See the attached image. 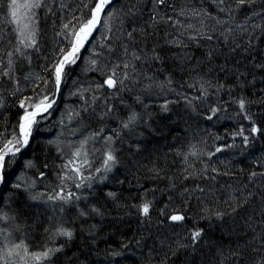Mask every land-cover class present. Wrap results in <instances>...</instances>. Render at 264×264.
<instances>
[{"label":"trees","instance_id":"16d2710c","mask_svg":"<svg viewBox=\"0 0 264 264\" xmlns=\"http://www.w3.org/2000/svg\"><path fill=\"white\" fill-rule=\"evenodd\" d=\"M4 2L0 0V147L19 137L26 110L56 97L55 69L74 42L71 30L76 21L91 17L97 0L42 2L39 13L45 12L34 16L33 47L19 44ZM110 7L119 10L120 20L113 23L119 32L109 61L108 51L98 53L93 47L90 53L81 51L74 64L67 63L51 114L37 118L26 150L5 159L0 216L7 214V220L0 219V264L13 262L9 252L26 248L39 253L37 241L48 242L42 252L62 249L37 264H262L264 67L258 65H264V0L240 8L233 0L231 12H221L228 4L218 5V0H169L167 6L155 7L152 0H114ZM154 14L165 20L172 16L183 27L173 21L152 27ZM198 29L213 39L190 40ZM177 40L187 47L169 43ZM154 46L160 61L151 58ZM133 52L141 59L134 60ZM126 60L135 73L131 66L119 68L121 74L116 69L118 79L124 71L131 78L109 88L103 81L113 65ZM133 112L137 122L124 129ZM78 149L81 155L75 157ZM107 150L117 162L106 172ZM96 152L94 162L89 154ZM85 159L88 163L82 164ZM71 166L80 167L83 179ZM63 177L69 186L61 183ZM76 183L83 185L78 191ZM62 189L63 195L80 196L79 205L74 198L68 203L48 200ZM146 202L147 216L141 210ZM217 212L225 216L217 219ZM174 214L185 219L173 222ZM61 227L73 232L71 239L55 234ZM197 229L203 235L193 249L191 233Z\"/></svg>","mask_w":264,"mask_h":264},{"label":"snow or ice","instance_id":"6c2138e0","mask_svg":"<svg viewBox=\"0 0 264 264\" xmlns=\"http://www.w3.org/2000/svg\"><path fill=\"white\" fill-rule=\"evenodd\" d=\"M111 2V0H98V2L95 4L94 8L92 9V13H91V18L87 19L85 23L82 24V26L79 28V30L74 34V42H72L71 44V50L68 51L63 59L60 61L59 65L56 67L55 69V82L57 87H59V84L61 83V79H62V73H63V67L64 64L67 63H75L76 62V54L80 51L81 48L84 47V44L89 40V38L92 36L93 31H95L97 29V26L100 24V16L101 13L104 12V9L106 7V5H108ZM153 2V6H167L169 4V0H152ZM233 2V0H218V5H224V4H228V7H220V11L221 12H231L232 11V7H231V3ZM234 3L236 4L237 8L243 7L245 5L247 6H251L253 4L256 3V0H234ZM41 7L40 4V0H24V3H18V0H12L11 3V16L17 20V22H19L18 19V11L20 9L24 10V15L28 16L29 13L31 12L32 9L35 8H39ZM254 15H260L261 13L259 12H254ZM180 15H184L183 10L181 11ZM192 15H198V13L193 12ZM205 15H209L208 13H205ZM211 18V17H210ZM164 22V23H168L169 21H173V17L172 16H168L167 19L165 20L163 17H159L157 18V14H154L151 17V25L152 27H155L157 24H159L160 22ZM217 24H223L226 23V21H221V20H216ZM173 26H180L183 27V25L181 24V22L179 20L173 21ZM65 28L68 27V25L64 26ZM188 28H195L194 25L192 24H188L187 25ZM24 28H28V25L25 24ZM201 28H203V21L201 20ZM136 29L133 28L132 32H135ZM214 31V30H213ZM230 31V30H229ZM132 32H129L128 35L129 37L132 36ZM223 34V33H222ZM21 35H24L23 30H21ZM184 33H181V36H183ZM190 40H197V38L199 39H206L208 41H211L213 39V35L211 34H207L205 32H203L202 30H196V35H190L188 37ZM25 40L27 41V43H25ZM22 44H25V47H33L36 43L35 41V32L31 31L28 33V35L25 37V39H22L20 41ZM169 43H174L177 46H182V47H187L186 44H183L182 41L177 40V41H171ZM17 51H19V49H17ZM153 56L151 57L154 60L160 61L163 59V57L156 51V47L154 46L153 49ZM126 56L128 55V50L127 47H125V53ZM12 54L9 53V56H11ZM132 58L134 60H140L141 56L139 54H137L136 52H133L132 54ZM209 56H211V53L208 54ZM185 59H187V56H184ZM92 64H96L95 60L91 61ZM12 65V61L9 60V67H11ZM132 67L133 73H135V66L131 65V62H124L122 64H116L115 67L112 69V74L109 75L106 80L104 81V84L107 85L109 88H115L118 84L120 86L124 85V81L128 80L131 78L130 74L128 71H124L123 72V79H118V73L116 71V69L119 68H123L125 70L129 69V67ZM258 67H264V65H258ZM3 75L7 76L9 75L8 72H4ZM150 79V78H149ZM170 82V81H169ZM221 87H223V85H221ZM47 98H45L46 100ZM139 99V98H138ZM25 101H21L20 107L21 108H25ZM239 106L241 110L245 109V100L243 98H241L239 100ZM51 107V104H45V101L42 100L40 102V104L35 105V108L37 110H40L42 108L43 111H47L48 108ZM111 109H109L110 111ZM164 110L167 111V105H164ZM217 111V109H212V112L215 113ZM37 112L33 111V112H28L27 110L25 111L24 116L21 118L22 122L20 123L19 127H20V131L22 133V139L20 137L15 138L14 140H8L5 143H3V146L0 147V172H2L4 165H5V158L9 155L15 157L16 153H18L22 147L26 146L28 143V136L30 135L31 132V126L32 124L35 122V116H36ZM138 114L133 112L131 115H129L128 120L126 122L123 123V128L124 129H129L131 125H134L137 120H138ZM212 117L209 116L208 119H211ZM253 132L258 131V129H256L255 127L252 129ZM242 134V133H241ZM108 141L112 140V137H108L107 138ZM245 141H247V137L244 138ZM83 143L81 144V148H83ZM217 151H220V149L218 148ZM81 155V151L80 149H78L75 153L74 156L75 157H79ZM106 159L104 160V170L107 171H111L112 166L117 162L116 156L114 155V152L112 150H109L106 152ZM193 155H195V153H193ZM73 163V161H69V165H71ZM88 161L87 159H85L82 164H87ZM69 165H65L64 167L67 168ZM29 166H31V162H29ZM72 171H74L75 173L81 175V178L83 179L82 173H81V169L80 167H75L72 169ZM97 171H100V169H97ZM213 171H215V169H213ZM43 175V173L41 174ZM257 174L255 172L252 173V177H255ZM69 179H71L72 177H68ZM106 178V177H105ZM0 179H2V175H0ZM213 179H215V177H213ZM61 183L63 184V179L61 180ZM20 185H16V187H19ZM77 188L82 187V183H76L75 185ZM88 187H91V184L88 185ZM200 191H203V189H200ZM63 192V189L61 190V192H57L56 195L52 196H48V200H62L64 201V203H68L70 202V200H72L73 198L75 200H79L80 197L79 196H74V194L72 193H68L67 195H63L61 194ZM107 195L109 197H112L113 199H115L116 194L113 192H109L107 193ZM249 196H251V193H249ZM33 199H36V197H33ZM242 203H247V198H245ZM241 204H238L237 207L242 206ZM149 207L150 204L149 203H144L142 205V213L147 216L149 213ZM92 211L96 212L97 214H101L99 209L93 208ZM233 212L236 211V208L234 207L232 209ZM81 215H85L84 212H81ZM217 219H222L223 216L225 215L222 212H217L215 213ZM0 219L2 220H7V214H4L3 216H0ZM185 219V216L182 214H174L170 216V220L173 222H179V221H183ZM56 235H60V236H64L67 237L68 239H71L73 236V232L65 229L63 227L58 228L56 230ZM203 235V230L202 229H197L194 230L191 233V247L193 249H195L196 244L199 243L201 236ZM16 247H20L19 245H17ZM180 247H186L185 245H180ZM61 248H55V249H48L42 253H36V254H32V258L36 261H41L43 259H50L51 255H53L55 252H59L61 251ZM25 253H27V249L25 248ZM11 255V252H9V256ZM233 255H239L238 252H234ZM2 259V258H0ZM4 264H8V262L5 260ZM262 264H264V262H262Z\"/></svg>","mask_w":264,"mask_h":264},{"label":"rangeland","instance_id":"374dc122","mask_svg":"<svg viewBox=\"0 0 264 264\" xmlns=\"http://www.w3.org/2000/svg\"><path fill=\"white\" fill-rule=\"evenodd\" d=\"M45 1H51V0H40V4H42V2L43 3H45ZM85 1V0H84ZM91 1V0H90ZM114 0H111V2L108 4V5H106V7H105V9H104V12L103 13H101V16H100V24L97 26V29L95 30V31H93V33H92V36L89 38V40L84 44V47L83 48H81L80 49V51L76 54V60H77V58H78V56H79V54L81 53V51H88L89 53H90V50L91 49H93V47H94V49L96 48L97 49V51H98V53H106V51H112L111 50V44L113 45V44H115L116 43V39L118 38L117 37V33L116 32H119L118 30H117V26H114L113 25V23L115 22V21H117L118 19L120 20V14H119V10L117 11H115V10H113V8L112 7H110V5H111V3L113 2ZM97 2H98V0H97ZM96 2V3H97ZM11 3H12V0H6V4H5V2H4V7H6V9L8 10V12H10L9 14H8V20L9 21H11V22H13V27H14V32L16 33V35H17V39H18V42H19V44H22L20 41L22 40V39H25V37L28 35V33L29 32H31V31H35V21H34V16H36V15H38V14H42V13H44V12H42V13H39V11H41L39 8H35V9H32L31 10V12L29 13V15L28 16H25L24 15V10L23 9H20L19 11H18V19H19V22H17V20L16 19H14L12 16H11V11H12V8H11ZM18 3H24V0H18ZM110 7V8H109ZM112 8V9H111ZM113 10V11H112ZM107 12V13H106ZM84 17V16H83ZM115 17V18H114ZM91 18V17H90ZM116 19V20H115ZM84 20H80V22H77L76 21V23H75V28L74 29H72L71 30V32H72V35H73V41H74V39H75V37H74V34L79 30V28L82 26V22H83ZM25 24H27L28 25V28H24V25ZM33 26H34V28H33ZM71 27V25L69 26V28ZM21 30H23V32H24V35L22 36L21 35ZM36 34V33H35ZM115 34V35H114ZM36 39V38H35ZM25 43H27V41L25 40ZM22 45H25V44H22ZM71 50V48L68 50V51H70ZM67 51V52H68ZM66 52V53H67ZM65 53V54H66ZM98 53H96V54H98ZM109 54L110 55H112V52H109L107 55H106V60H108L109 61ZM63 57H64V55L62 56V58H61V60L63 59ZM60 60V61H61ZM60 61H59V63H60ZM127 62H129L128 60H126ZM116 62H118L117 61V59H116ZM58 63V64H59ZM66 64H67V62L65 63V65H64V69H65V66H66ZM115 67V65H113V68ZM64 71V70H63ZM118 71L120 72V74L122 73V69L120 70V69H118ZM63 74V73H62ZM62 79H63V76H62ZM105 80H106V78H105ZM104 80V81H105ZM103 81V82H104ZM62 84V83H61ZM118 86H119V84H118ZM62 87V86H61ZM58 100V99H57ZM57 103V102H56ZM55 106V105H54ZM54 106H53V108H54ZM53 108H50L49 110H47L45 113H43V114H39V115H37L36 116V118H34L35 119V122L32 124V126H31V132H30V135L28 136V143H27V145L26 146H24V147H22L21 148V150L18 152V153H21L22 151H24V150H26V147L31 143V139H32V135H33V128H34V124L36 123V121L38 120L37 118H39L41 115H49V114H51V110L53 109ZM36 109V108H35ZM35 109H33V111H35ZM33 111H31V112H33ZM30 112V113H31ZM131 113V112H130ZM47 119V117L45 118V119H43V120H46ZM20 122H22V120L20 121ZM18 130H19V134H18V136L22 139V133H21V131H20V127L18 128ZM116 136V135H115ZM17 137V136H16ZM117 137V136H116ZM108 151V150H107ZM106 151V152H107ZM106 152H105V154H106ZM18 153H16V154H18ZM98 154H97V152L96 153H91V154H89V156L91 157V159L95 162V159L98 157L97 156ZM9 156H11V155H9ZM9 156H7V157H9ZM7 157L5 158V159H7ZM94 157V158H93ZM104 159H106V155L104 156ZM5 166V165H4ZM76 166H71L70 168H69V170L70 171H72V169L73 168H75ZM96 167V166H95ZM92 168V170H95L96 168ZM4 169V168H3ZM103 171V170H102ZM74 172V171H73ZM3 170H2V172H0V174L2 175V179H0V188H1V186H2V182H3ZM75 173V172H74ZM82 173V172H81ZM63 183L65 184V186H69L70 185V183H68V182H65V177H63ZM67 184V185H66ZM75 189L78 191V189L79 188H76L75 187ZM76 191V192H77ZM62 194V193H61ZM80 197V196H79ZM82 198L80 197V199L79 200H77L76 201V205L78 206L79 205V203L82 201L81 200ZM48 202V201H47ZM223 213V212H222ZM225 214V213H224ZM214 216V215H213ZM225 216V215H224ZM223 216V217H224ZM228 216V215H227ZM215 217H216V215H215ZM38 243V249L36 250V251H39V253L40 252H42V250H44V249H46L49 245H47V241H37ZM49 248V247H48ZM11 253H13V256H11L12 258H10V261H13L11 264H37V263H39L40 261H36L35 262V260L34 259H31V261L28 259V257H27V253H28V255H29V253H31V256H32V251L31 252H29L28 250H27V253H25V250H20V251H18L17 250V252H11ZM15 257H18V258H15ZM18 259V260H17Z\"/></svg>","mask_w":264,"mask_h":264},{"label":"water","instance_id":"95a60500","mask_svg":"<svg viewBox=\"0 0 264 264\" xmlns=\"http://www.w3.org/2000/svg\"><path fill=\"white\" fill-rule=\"evenodd\" d=\"M65 65V64H64ZM63 70H64V67H63ZM62 76H63V74H62ZM61 83H62V79H61ZM61 83L59 84V87H57V89H56V94H55V98L52 100V101H50V102H48V103H46V104H51V107L50 108H53V106L56 104V102H57V99L59 98V92H60V89H61ZM50 108H48L47 110H49ZM35 111L37 112V114H36V116L37 115H39V114H43V113H45L46 111H43L42 110V108L40 109V110H37V109H35ZM36 116H35V118H36ZM1 175V174H0Z\"/></svg>","mask_w":264,"mask_h":264}]
</instances>
